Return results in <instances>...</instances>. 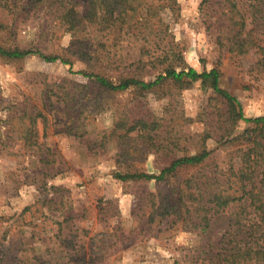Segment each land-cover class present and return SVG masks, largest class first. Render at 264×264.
Masks as SVG:
<instances>
[{
	"label": "rangeland",
	"instance_id": "rangeland-1",
	"mask_svg": "<svg viewBox=\"0 0 264 264\" xmlns=\"http://www.w3.org/2000/svg\"><path fill=\"white\" fill-rule=\"evenodd\" d=\"M236 1L246 20L244 37L252 31L264 46L257 3ZM23 5L29 7L15 18L0 6V46L66 55L72 35L55 27L54 9L36 8L31 0ZM228 17L221 0H177L147 39L126 36L109 48L108 60L70 54L71 64L62 65L0 56V264H208L235 231L237 217L257 220L238 189L230 209L197 213V205H213L209 200L220 189L213 179L222 182L232 165L237 169L259 136L254 123L230 128L226 103L209 85L110 92L70 73L150 81L168 66L198 73L218 66L221 88L240 100L244 116L264 117L263 55L221 47ZM137 117L161 119L156 147L178 139V148L156 150L137 133L116 130L120 119ZM206 132L211 154L201 166L161 182L115 176L136 169L158 175L176 157L196 153ZM205 215H214L206 227Z\"/></svg>",
	"mask_w": 264,
	"mask_h": 264
},
{
	"label": "trees",
	"instance_id": "trees-1",
	"mask_svg": "<svg viewBox=\"0 0 264 264\" xmlns=\"http://www.w3.org/2000/svg\"><path fill=\"white\" fill-rule=\"evenodd\" d=\"M163 4L154 5L148 0H31L36 8L49 6L54 9V25L65 33L72 35L71 49L66 55L44 54L39 48H6L0 46V56L11 60H25L36 57L47 64H71V55H78L81 59L88 61L104 57L108 60L111 56V46L124 40L126 36H133L135 39H147L157 24L163 23L162 11L169 9L173 11L177 0H157ZM257 3L254 10L256 14L264 15V0H255ZM224 9H228L229 24L225 27L226 40L219 43L222 48L227 47L228 52L235 55H246L252 50L262 53L260 63L264 65V46H261L253 37V32L248 31L244 37L246 20L236 0H221ZM0 6L12 17H17L21 9L29 6L23 5V0H0ZM143 6V7H141ZM237 29V31H236ZM223 31H219L222 34ZM145 33L146 36L143 35ZM110 42V44H107ZM168 60V57L165 58ZM70 73L81 79L94 82L106 91H125L129 88H137L141 92H152L169 83L179 89L189 87L191 84L201 81L221 97L226 103L227 120L230 128L233 129L239 121L254 123L259 127V139L255 137L254 146L249 147L242 154V163L235 169L234 165L226 172L222 182L218 178L213 180L220 183L218 193L212 195L209 203L213 205L208 208V203L197 205V213L204 211L208 213L214 210L215 213L230 209L238 200L234 193L236 189L241 190L243 198L249 199V207H253L256 221H241L239 217L235 221V231L227 233L217 246L216 253L212 255L208 264H264V117L249 119L243 114V107L240 100L221 88V71L218 66L209 72L198 73L195 69L177 71L176 68L168 66L164 72L154 80L145 81L133 76H122L113 81L102 73L78 71ZM164 127L161 119L149 117L125 118L116 122V130L124 132V136L132 132L140 137L146 138L153 147H156V137ZM227 136V135H226ZM211 137L209 132L201 139L202 146L197 148L196 153L176 157L169 165L160 169L159 174H148L136 170L116 172L118 180L126 182L155 180L161 182L169 177L177 175L181 170L201 166L210 157L211 152L206 147V142ZM178 140V139H177ZM174 140L168 145L156 147L162 150L178 148V141ZM170 146V147H169ZM158 152V151H156ZM129 169V168H128ZM197 184H199L197 182ZM230 186L229 189L223 186ZM207 187L206 183L199 184L198 188ZM225 187V186H224ZM234 187V189H233ZM233 193H230V190ZM237 190V191H238ZM214 213V214H215ZM214 216V215H213ZM212 216V217H213ZM212 217L205 215L201 217V224L208 226ZM1 262V261H0Z\"/></svg>",
	"mask_w": 264,
	"mask_h": 264
}]
</instances>
